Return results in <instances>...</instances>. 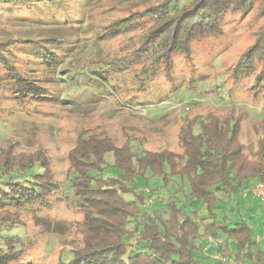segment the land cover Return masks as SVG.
Masks as SVG:
<instances>
[{
    "label": "trees",
    "instance_id": "obj_1",
    "mask_svg": "<svg viewBox=\"0 0 264 264\" xmlns=\"http://www.w3.org/2000/svg\"><path fill=\"white\" fill-rule=\"evenodd\" d=\"M91 1L94 0H85L86 3ZM67 5L68 0H0V15L14 19L25 16L24 19L39 24L72 22L75 19L66 16ZM249 10H253L252 17L262 19L261 25L256 40L241 55L231 77L236 82L254 75L251 88L256 96L264 89V0L156 1L113 20L99 33L102 37L120 29L141 30L128 54L113 56L105 63H111V71L124 77L125 68L143 61L139 69L131 73L129 83L143 86L156 78H163L165 83V79H171L174 74L175 56L181 55L192 63L193 47L198 40L219 36L227 16ZM61 17L62 20H57ZM65 44L66 41L53 37L0 40V74L8 90H13L12 96L38 99L42 83L48 84L54 76L47 60L52 61L54 68L59 67L64 60L59 57L58 49H65ZM26 51L37 54V62L45 63L47 73H25L17 59L19 53ZM89 71L85 72L89 80L100 87L129 85L124 81L109 82L110 71H105L101 64ZM193 80L194 77H189V84ZM229 116L237 120L232 129L228 125ZM229 116L187 119L178 133L179 152L143 149L136 154L128 138L117 145L106 132L79 130L67 154L69 170L66 186L61 188L48 169V159L40 151L37 156L19 157L11 145L0 148V264L17 260L28 247L21 236L13 232L22 221L20 211L27 207L48 208L52 202L63 201V196L70 197L64 202L73 203L82 212L84 243L73 248L60 264H204L199 251L202 233L222 236L220 227L227 229L224 224L215 225L218 192L250 181L264 183V136L257 139L254 151H245L238 139L239 122L244 116ZM194 125H200L196 132L191 128ZM108 153L113 157L112 166L118 170L114 176H103ZM146 171L152 176L164 175L165 180L167 174L186 178L189 185L186 195L199 201L206 215L200 216L197 208L186 210L189 198L180 206L175 194L167 198L164 211L146 208L142 193L130 186L136 176ZM129 193L133 196L126 198ZM235 235L236 254L227 246L219 249L237 261L264 264V249L259 247L252 232L245 229Z\"/></svg>",
    "mask_w": 264,
    "mask_h": 264
},
{
    "label": "rangeland",
    "instance_id": "obj_2",
    "mask_svg": "<svg viewBox=\"0 0 264 264\" xmlns=\"http://www.w3.org/2000/svg\"><path fill=\"white\" fill-rule=\"evenodd\" d=\"M156 1L159 0H94L87 3L85 0H68L66 16L75 20L53 22L52 25L31 22L24 19L25 16L14 19L0 15V40L53 37L66 41L65 49H58L59 57L64 60L61 65L54 68L52 61L47 60L54 76L48 84H41L42 93L38 99L15 98L0 74V148L11 145L19 157L37 156L40 151L48 159V169L59 188L66 186L67 154L82 129L106 132L117 145L128 138L136 154L143 149L179 152L178 133L187 119L242 114L238 139L244 144L245 151H254L257 139L264 136V89L254 96L251 88L254 75L234 82L231 72L256 40L262 19L252 17L253 10L227 16L219 36L202 38L194 44L192 63L177 55L171 79H165L164 83L163 78H156L138 86L129 81L131 73L138 70L143 61L133 62L131 68H125L124 77L111 71V63L105 61L128 54L141 30L120 29L102 37L98 35L113 20ZM14 15L22 16L20 13ZM38 59L34 51H26L19 53L17 62L25 73H47L45 63L39 64ZM99 64L105 71H110L109 82L124 81L129 85L100 87L94 80H89L85 72L90 73L89 69ZM189 77L195 79L190 84ZM228 118L232 129L237 120L232 116ZM199 127L191 128L196 132ZM112 158L111 154L106 155L108 166L103 176L118 173L112 166ZM166 176L168 179L165 180L164 175L152 176L146 171L130 182L135 192L142 193L146 208L164 211L171 194H175L180 206L189 198L186 178L173 174ZM254 182L218 192L215 225L224 224L227 229L220 227L222 236L202 233L199 251L204 264H250L248 260L237 261L219 249L227 246L236 254L235 234L245 229L252 232L259 247L264 249V183L259 182L257 186L262 187L257 188V182ZM132 196L129 193L126 198ZM63 198V201L52 202L48 208L27 207L20 211L22 221L13 232L20 235L28 247L20 258L9 264H60L73 248L83 245L82 212L73 203L64 202L70 197ZM189 202L190 207L186 210L197 208L200 216L206 215L205 207L199 201L189 198ZM224 239L228 240L227 244Z\"/></svg>",
    "mask_w": 264,
    "mask_h": 264
},
{
    "label": "built area",
    "instance_id": "obj_3",
    "mask_svg": "<svg viewBox=\"0 0 264 264\" xmlns=\"http://www.w3.org/2000/svg\"><path fill=\"white\" fill-rule=\"evenodd\" d=\"M257 185H258V183L255 185V187H256ZM255 187H254V188H255ZM261 187H262V186H257V188H261ZM254 188H253V190H254ZM257 188H256V189H257ZM212 238H213L212 236H210V237L208 236V239H210V240H214V239H212Z\"/></svg>",
    "mask_w": 264,
    "mask_h": 264
}]
</instances>
